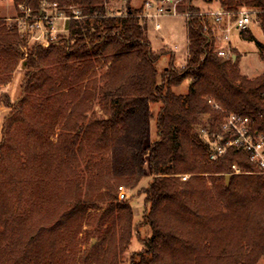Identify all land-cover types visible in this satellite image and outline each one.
Returning a JSON list of instances; mask_svg holds the SVG:
<instances>
[{"label": "trees", "instance_id": "obj_1", "mask_svg": "<svg viewBox=\"0 0 264 264\" xmlns=\"http://www.w3.org/2000/svg\"><path fill=\"white\" fill-rule=\"evenodd\" d=\"M126 1L118 13L110 0H14L19 16L21 6L38 17L51 6V17H68V33L45 45L17 19L0 17V89L25 70L17 100L0 91V107L10 110L0 140V264H121L133 237L141 248L129 264H258L264 174L235 149L212 160L209 139L231 113L264 135V72L251 78L238 54L221 57L214 17L192 0L179 66L169 50L151 46L140 17L147 0L140 8ZM218 1L234 16L253 11L264 34V0ZM242 35L256 41L251 30ZM163 56L170 62L161 69ZM150 120L158 139L146 145ZM147 165L145 209L134 223L118 189L139 186ZM84 230L98 244L82 251Z\"/></svg>", "mask_w": 264, "mask_h": 264}, {"label": "rangeland", "instance_id": "obj_2", "mask_svg": "<svg viewBox=\"0 0 264 264\" xmlns=\"http://www.w3.org/2000/svg\"><path fill=\"white\" fill-rule=\"evenodd\" d=\"M190 3V0H182L180 5L182 4L183 7H179V12L181 14L178 15H164L158 18V20H150L146 22L147 29H148V35L151 42V46H153L154 51L159 52V50L167 49L169 50L175 58L176 63L179 66H183L186 63V56L188 54V28H187V16L184 15V13L187 12L188 4ZM192 3L194 6L198 7L200 9V12L207 14L209 12H215L214 9L216 5L219 4L218 0H192ZM143 4V0H131V5L134 8H140ZM127 1L126 0H110L108 4V8H110L112 11L115 12H123L125 13L126 10ZM21 12L24 13L23 7H19ZM53 14L52 7L47 6L46 7V16H48V19H45V21L42 22V25L36 26L34 25V29L32 28L31 32L32 34V41L39 42V40L43 42V44H46L48 42V39L53 37L55 38L58 33H60V29L55 24V18L54 16L51 17ZM18 10L16 9L14 0H0V17L5 18L8 20L9 23H12V21H18L21 16H19ZM27 15V14H26ZM25 15V16H26ZM33 16V15H32ZM61 16L65 17V15L61 14ZM61 16H57L60 17ZM36 16L31 17L27 22L34 23L37 21L35 19ZM27 18V16H26ZM37 18V17H36ZM23 20V19H22ZM27 20V19H26ZM68 20V19H67ZM160 23V27L156 29L155 25L156 23ZM259 23L252 24L251 30L255 36L256 41H261L264 43V34L261 30V27L258 25ZM52 25H55L58 32H51ZM23 32H29L28 28H21ZM217 33V41H216V48L217 50H221L223 48L226 52L236 53L239 56L240 59V67L242 70V73L248 75L251 78L257 77V75L264 72V60L260 56V50L258 43L255 40H249L243 37L242 31H238L237 29L234 30L230 34V40L228 42L222 40V34L223 32L219 29L216 31ZM53 33V34H52ZM68 32H61V34H67ZM53 35V36H52ZM159 66L162 69L163 67H166L167 64L170 62L169 56H163L159 61ZM25 76V70L22 65L19 66L17 71H15L12 83L10 84L11 91H12V98L18 99V97L21 95V86L23 83V79ZM7 87H4L1 90L7 91ZM187 83L185 85L181 86L179 91L186 92ZM161 104H154L152 105V110H154L155 113L159 112ZM5 114L9 113L10 110L8 108H5ZM5 114L0 112V140L2 138V126H3V119L5 117ZM9 115V114H8ZM149 132L147 139L145 141L146 145L152 144V142L156 141L158 139L157 135V126L154 120H150L149 124ZM145 158L147 159V162L149 161L148 156L146 155ZM149 163V162H148ZM150 168L147 165V175L146 178L133 190H129L126 187H124L125 191L128 194V201H131L132 207L134 208V223L141 220L143 212H144V196H142L140 193V190L151 180V176L149 175ZM231 174L232 173H227ZM188 178H190L189 174L183 175L182 179L185 181ZM231 179V178H230ZM230 181V180H229ZM119 192V189H118ZM120 193V192H119ZM86 229V228H85ZM147 235L146 231H142L141 236L144 237ZM79 240L81 242V249L82 251L86 247H93L94 245L98 244V240L95 237H92L90 239L86 238L85 230L83 233L79 236ZM140 242L133 237L132 238V245L128 249L127 252L124 253V260L121 264H129L130 255L132 250L140 249ZM258 264H264V259H262L261 262Z\"/></svg>", "mask_w": 264, "mask_h": 264}, {"label": "built area", "instance_id": "obj_3", "mask_svg": "<svg viewBox=\"0 0 264 264\" xmlns=\"http://www.w3.org/2000/svg\"><path fill=\"white\" fill-rule=\"evenodd\" d=\"M181 1L182 0H147L144 4L140 17L145 22H148L150 20L157 21L159 17L164 15L181 14V12H179ZM23 9L24 15L18 19L21 28H28V30H32V28L34 29V25L40 26L45 19L49 18L46 15L44 17L36 16V24H27V21L34 16H32L30 8ZM207 14L214 17L216 27L223 32L222 40L226 42L230 40V34L234 30L237 29L238 31L240 30L242 32H246L251 30L250 26L252 24L255 22L259 23L256 15H254L255 13L246 8L239 9V12L235 16L232 12L224 10L209 12ZM184 15L188 18L190 17L191 12H186ZM65 18L68 19L67 16H65ZM155 27L158 29L160 27V23H156ZM39 42L43 44L42 40H39ZM218 53L223 58L231 55L230 52H226L224 49L219 50ZM209 132L208 128L201 130V133L206 138L210 137ZM212 137L214 140L211 138L209 139L212 146V152L210 154V158L212 160L216 161L221 156L226 154L227 150L235 149L237 151L245 152L248 157H250V161L256 165L258 172L264 174V135L263 133L253 129L249 117L240 116L235 113L229 114L222 123L221 132L219 134L214 133ZM232 170L234 174H243L241 168L237 164L232 166ZM119 192L120 200L128 199V194L124 187H119Z\"/></svg>", "mask_w": 264, "mask_h": 264}, {"label": "crops", "instance_id": "obj_4", "mask_svg": "<svg viewBox=\"0 0 264 264\" xmlns=\"http://www.w3.org/2000/svg\"><path fill=\"white\" fill-rule=\"evenodd\" d=\"M221 9H220V3L218 4V5H216V7H215V9H214V11H220ZM120 12V11H119ZM55 24H57V26L59 27L58 29H60V33H58L57 35H59V34H61V32H68L67 30H66V24H67V18H65V17H63V16H61V18L60 17H56L55 18V22H54ZM51 29H52V31L51 32H58L57 31V28H56V26L55 25H52V27H51ZM252 31V30H251ZM53 34V33H52ZM56 35V36H57ZM53 36V35H52ZM216 36H217V34H216ZM221 49H223V48H221ZM17 71V70H16ZM13 76H14V74H13ZM13 79V78H12ZM12 83V82H11ZM10 83V84H11ZM8 85L7 86V88H6V90H7V92H8V94H9V96H10V98H12V91H11V89H10V87H11V85ZM12 100L14 101L15 100V98H12ZM17 100V99H16ZM5 108L6 107H0V112H2V113H4L5 114ZM8 116V114L6 113L5 114V117H4V119H3V122H4V120H5V118ZM0 118H1V116H0Z\"/></svg>", "mask_w": 264, "mask_h": 264}, {"label": "water", "instance_id": "obj_5", "mask_svg": "<svg viewBox=\"0 0 264 264\" xmlns=\"http://www.w3.org/2000/svg\"><path fill=\"white\" fill-rule=\"evenodd\" d=\"M233 59L235 60V59H236V56H234ZM231 176H232L231 174H227V175H226V182H227V183L229 182Z\"/></svg>", "mask_w": 264, "mask_h": 264}]
</instances>
